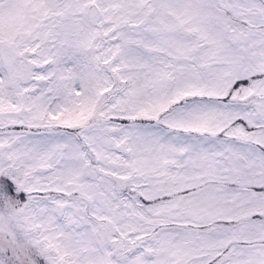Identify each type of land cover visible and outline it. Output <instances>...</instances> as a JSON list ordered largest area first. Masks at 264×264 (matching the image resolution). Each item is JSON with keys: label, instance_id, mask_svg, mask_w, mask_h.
<instances>
[{"label": "snow or ice", "instance_id": "snow-or-ice-1", "mask_svg": "<svg viewBox=\"0 0 264 264\" xmlns=\"http://www.w3.org/2000/svg\"><path fill=\"white\" fill-rule=\"evenodd\" d=\"M0 264H264V0H0Z\"/></svg>", "mask_w": 264, "mask_h": 264}]
</instances>
